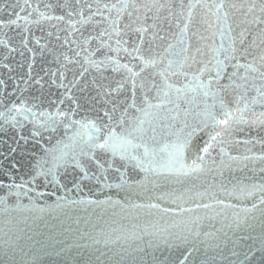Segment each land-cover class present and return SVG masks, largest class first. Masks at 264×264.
<instances>
[{
    "label": "water",
    "instance_id": "95a60500",
    "mask_svg": "<svg viewBox=\"0 0 264 264\" xmlns=\"http://www.w3.org/2000/svg\"><path fill=\"white\" fill-rule=\"evenodd\" d=\"M262 3L0 0V264H264Z\"/></svg>",
    "mask_w": 264,
    "mask_h": 264
},
{
    "label": "snow or ice",
    "instance_id": "6c2138e0",
    "mask_svg": "<svg viewBox=\"0 0 264 264\" xmlns=\"http://www.w3.org/2000/svg\"><path fill=\"white\" fill-rule=\"evenodd\" d=\"M248 11L251 12L252 9L249 8ZM260 11H261V12H264V3H262ZM10 23H15V21H11ZM260 23H264V20H261ZM241 36H243V33H241ZM0 43H3V42L0 41ZM24 43H25V45H26V44H27V41L25 40ZM241 43H243V40H241ZM134 51H136V52L138 53V52L140 51V49H139V48H135ZM133 58L135 59L136 57H133ZM260 60H261V62H262V63H261V67L264 68V54L261 55ZM144 63H145V65H150V66L155 67L157 61H156L155 58H153V59H147V60H144ZM30 67H31V66H30ZM120 68L125 69L126 72L129 73V74L131 75L132 78H134L136 75H138V73L133 72L132 68L129 67L128 64L118 65V67L115 68V69H113V70H114V71H119ZM53 75H55V73H53ZM79 75H80L81 77H83L84 73L81 72ZM157 75H159V76H161V77H166L167 74H166L165 72L161 71V72H158ZM261 76L264 77V71L261 72ZM64 79H65L64 74H63V72H61V73H60V80H61V83H60L59 87H65L66 90L71 91V88H73V87H77V86H78V82H77L75 76L73 77V80H71V81L68 82L67 85L64 84ZM149 79L151 80V87H153V88L158 87V85L155 83V78H154V77H150ZM36 83L39 84V83H40V80H37ZM118 83H119V82H118ZM79 86H80L81 88H83V85H79ZM147 86H148V85H147V82H146L145 84H142V85H141V87H147ZM165 86H166V87H169V88L172 87V85H165ZM132 87H133V90H135L136 85H135V80H134V79H133ZM109 94H110V93H105V92L103 91V85H101L100 88L97 89V97H96V98H97V99H100L102 96H107V95H109ZM133 95H135V91H133ZM206 95H207V93H206ZM102 102H103V103H107L106 100H105V101H102ZM145 102H147L146 98H145ZM112 103H113V111H115V107H116V103H117V102H116V101H112ZM150 106H151V105H150ZM222 106H223V104H222ZM63 115H67V113H64ZM105 115L107 116L108 113L105 112ZM230 115H231V114H230L229 112H225V114H224V118L221 119V120L219 121V124H220V125H224L225 127L222 128L221 131L216 132L215 135H213V134L210 133V134H209V136H210V141H215V140L217 139L218 136H221V135H222L223 132H227V131L229 130V128H230V124H229V119H228V118H229ZM262 115H264V114H262ZM239 120H240V122H245V123L248 122V121H245V120H244L243 115H241V116L239 117ZM251 123H253V124H255V123H261V124H264V120L252 121ZM14 126H15V125H14ZM82 126H83V125H82ZM93 127L95 128V125H93ZM98 131H99V130H98ZM113 135H114V134H113ZM191 135H192V134H189V136H191ZM20 139H24V137L21 136ZM110 141H111V136H109V137H105V138H103V142H102V143L99 142V140H98L95 144L91 145V147H92V148H99V149H101V150H105V151H106V150H109L110 148L113 147V145L110 143ZM210 141H206L205 144H204V146H202L201 149H200V150H201L203 153H205V154H208V153H209V149L212 147V144H211ZM121 143H122V144L131 145V141H130V140H126V139H125V140H122ZM184 143H185V144H188V143H190V140H186ZM181 147H183V145H182ZM11 151H12V152H15V151H16V148H12ZM145 153L147 154V149H145ZM196 159L199 160V161H203V160H204V157L198 155ZM103 163H105V162H104V161H101V160H96V161H95V164H96V167H97V168L101 167V166L103 165ZM193 164H194V167L191 169L192 171H195V170H197V169L200 167V165L196 164L195 161L193 162ZM153 170H155V169H153ZM84 175L86 176V175H87V172H85ZM262 191H264V189H262ZM261 202L264 203V200H262Z\"/></svg>",
    "mask_w": 264,
    "mask_h": 264
}]
</instances>
